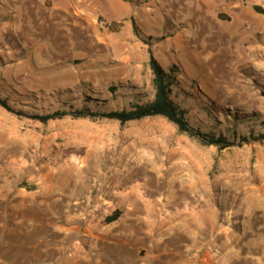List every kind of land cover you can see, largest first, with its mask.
Wrapping results in <instances>:
<instances>
[{
  "label": "rangeland",
  "instance_id": "1",
  "mask_svg": "<svg viewBox=\"0 0 264 264\" xmlns=\"http://www.w3.org/2000/svg\"><path fill=\"white\" fill-rule=\"evenodd\" d=\"M151 55L233 146L70 114L150 100ZM0 97V264H264V0H0Z\"/></svg>",
  "mask_w": 264,
  "mask_h": 264
},
{
  "label": "trees",
  "instance_id": "2",
  "mask_svg": "<svg viewBox=\"0 0 264 264\" xmlns=\"http://www.w3.org/2000/svg\"><path fill=\"white\" fill-rule=\"evenodd\" d=\"M148 63L152 74L151 86L153 88V96L150 100L142 103H129L127 108L107 112H94L89 109V107L84 106L80 109H76L70 114L75 117H105L117 120L120 124L145 117L160 116L174 124L179 132L186 133L189 136H197L204 144L214 145L219 149L234 145V142L231 141L229 137H225L221 134L204 133L191 123L188 116V109L183 108L173 97L178 82L176 70L171 68L166 70L153 55L149 57ZM0 105L9 111L15 112V110L9 106L5 98L0 97ZM65 114L66 112L56 111L50 114L36 115L33 117L42 122H46ZM259 139H264V133L259 135ZM241 140L245 141L246 138L243 137ZM118 215L119 211H114L110 216L106 217V221L111 222L117 219Z\"/></svg>",
  "mask_w": 264,
  "mask_h": 264
},
{
  "label": "crops",
  "instance_id": "3",
  "mask_svg": "<svg viewBox=\"0 0 264 264\" xmlns=\"http://www.w3.org/2000/svg\"><path fill=\"white\" fill-rule=\"evenodd\" d=\"M83 1L84 2H87V1L88 2H92V1H95V0H83ZM147 228H148V221L146 223L145 230H147ZM180 228H181V234L182 235H188V236H190V234H192L191 237H193L194 240H195V238L197 236H200V235H204V237H206L207 235L211 236V232H212V228L213 227H212V225H208V226L205 227L206 229L204 231L203 230V226H200L199 227L200 228V230H199L200 233L199 234H198V227L196 225H194V227H193L192 230H189V228H188L187 225L180 226ZM182 229H185V230H182ZM189 232H191V233L189 234ZM126 234H128V235H134V232L132 230H130V232H127ZM163 254H165V253H163Z\"/></svg>",
  "mask_w": 264,
  "mask_h": 264
},
{
  "label": "bare ground",
  "instance_id": "4",
  "mask_svg": "<svg viewBox=\"0 0 264 264\" xmlns=\"http://www.w3.org/2000/svg\"><path fill=\"white\" fill-rule=\"evenodd\" d=\"M240 30V29H239ZM132 193V192H131Z\"/></svg>",
  "mask_w": 264,
  "mask_h": 264
}]
</instances>
